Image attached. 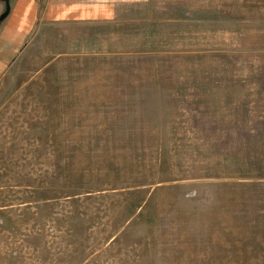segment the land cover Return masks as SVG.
Wrapping results in <instances>:
<instances>
[{"label": "rangeland", "instance_id": "rangeland-1", "mask_svg": "<svg viewBox=\"0 0 264 264\" xmlns=\"http://www.w3.org/2000/svg\"><path fill=\"white\" fill-rule=\"evenodd\" d=\"M114 20L0 51V264H264V0Z\"/></svg>", "mask_w": 264, "mask_h": 264}, {"label": "crops", "instance_id": "crops-1", "mask_svg": "<svg viewBox=\"0 0 264 264\" xmlns=\"http://www.w3.org/2000/svg\"><path fill=\"white\" fill-rule=\"evenodd\" d=\"M139 1L9 0L8 14L0 21V51H20L25 40L44 34L48 27L66 31L74 26L114 22L118 9Z\"/></svg>", "mask_w": 264, "mask_h": 264}, {"label": "water", "instance_id": "water-1", "mask_svg": "<svg viewBox=\"0 0 264 264\" xmlns=\"http://www.w3.org/2000/svg\"><path fill=\"white\" fill-rule=\"evenodd\" d=\"M5 10L0 14V21L8 14L9 11V0H4Z\"/></svg>", "mask_w": 264, "mask_h": 264}]
</instances>
